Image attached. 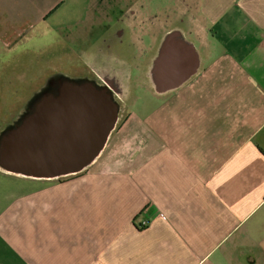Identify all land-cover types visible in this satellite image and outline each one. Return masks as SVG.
<instances>
[{
    "label": "crops",
    "instance_id": "0c3cea01",
    "mask_svg": "<svg viewBox=\"0 0 264 264\" xmlns=\"http://www.w3.org/2000/svg\"><path fill=\"white\" fill-rule=\"evenodd\" d=\"M158 2H147L152 65L142 113L137 102L127 107L75 175L0 168V187L10 181L0 199V264H264V0ZM83 3L0 0V101L8 85L16 90L2 70L21 64L19 55L46 63L12 99L30 101L47 85L50 54L55 43L68 51L72 12ZM57 34L64 41L46 38ZM172 41L189 50L177 63L189 68L161 87ZM11 122L0 121V138ZM39 180L50 184L34 187Z\"/></svg>",
    "mask_w": 264,
    "mask_h": 264
},
{
    "label": "water",
    "instance_id": "95a60500",
    "mask_svg": "<svg viewBox=\"0 0 264 264\" xmlns=\"http://www.w3.org/2000/svg\"><path fill=\"white\" fill-rule=\"evenodd\" d=\"M31 108L2 132L0 168L41 179L75 175L89 166L105 147L119 109L106 89L69 81L57 92H43Z\"/></svg>",
    "mask_w": 264,
    "mask_h": 264
},
{
    "label": "flooded vegetation",
    "instance_id": "af4514ba",
    "mask_svg": "<svg viewBox=\"0 0 264 264\" xmlns=\"http://www.w3.org/2000/svg\"><path fill=\"white\" fill-rule=\"evenodd\" d=\"M147 2L148 0H88V6L85 7L87 28L84 32L83 50L81 53L71 50L82 61V69L77 75L69 74L67 78L75 84L89 82L94 87L106 89L118 107L120 105L117 99L124 109L138 103L141 100L139 91L148 90L152 65L153 33L147 26ZM180 47L175 46L172 41L160 60L161 87L172 85L177 80V72H180L176 71L181 67L177 63L185 64L191 57L189 50L180 52ZM181 68L189 67L182 65ZM62 83L63 80L49 83V90L57 92ZM132 94H135L134 100H126Z\"/></svg>",
    "mask_w": 264,
    "mask_h": 264
},
{
    "label": "rangeland",
    "instance_id": "374dc122",
    "mask_svg": "<svg viewBox=\"0 0 264 264\" xmlns=\"http://www.w3.org/2000/svg\"><path fill=\"white\" fill-rule=\"evenodd\" d=\"M159 2L161 0H158ZM163 1V0H162ZM160 3H163V2ZM88 2V0H87ZM158 2V3H159ZM88 6V3H83L81 5H79L77 8H75L72 12V22L71 25L69 26L70 29V37L68 38V40L66 41V44H68V51L67 49L62 50L61 49V44L55 43L54 47H55V52L54 54H50L51 59H50V65L51 68L54 70L52 72H50L49 74L50 77L49 78V82L47 83V85L45 86H41L38 90V93L34 94L31 98L30 101H15L12 98H19L20 95L25 94L26 91L29 92L30 87L28 83H30L31 80H40V76L42 74L41 72V68H44V63H46L45 60H43L41 62V64L36 67L38 64L35 65H29L28 63H24L27 62L28 60L31 59L29 54H25L23 56L20 57L19 55V59L17 58L16 61H20L23 60V62L19 65H17L16 67H14V69L8 68L7 70H2V74H5L7 77L9 78H13L14 80H16V84L17 86H14V89H16L14 91V93H17V96L14 95L12 89V86L8 85L7 86V91H6V96L4 97V100L2 99L0 101V115L3 116V118H0V121H8L11 120L12 122L7 124L5 126V128H3V130L8 129L11 126L16 125L20 120L19 119H15L13 118L10 114L12 115H16L18 113H20L22 110H30L32 109L31 107H33V102H35V99L40 98L42 96V93H46L49 90V83L53 82V81H69V82H74L72 80H69L67 77L70 75H77V73H79L82 69V61L80 60V58L76 57V55H74L71 50H76V52L81 53L83 50V38H84V32L87 28V21H86V17H87V13L85 11V7ZM90 11V9H89ZM88 11V13H89ZM89 16V15H88ZM103 18V16H102ZM115 28V27H113ZM96 31H98V29L96 28ZM48 40L52 41V44L55 41H64L61 39V35L57 34V36H49L46 37ZM57 48V50H56ZM53 49V47H52ZM54 50V49H53ZM44 51V50H43ZM41 60L45 57L44 54H40ZM53 56V57H52ZM29 58V59H28ZM36 67V70L34 69ZM39 69V71H37ZM76 71V73H75ZM22 73H23V77H22ZM48 74V73H46ZM34 77V78H33ZM18 78V79H15ZM78 84V83H76ZM49 92H51V89L49 90ZM135 98V94L129 95V97L126 99L128 101H133ZM150 95L147 94H143L141 96V100L138 102V104L136 103V112L138 114H141L143 111V107L148 104ZM12 99V100H11ZM32 99V100H31ZM120 100L117 99V102L119 103L120 107H118V119H117V123L122 122V120H124L125 117H127V109L123 108V105L121 102H119ZM156 102V101H155ZM153 102V103H155ZM4 114H8L6 116H4ZM3 124V123H2ZM10 183V181L8 179H6L5 181L1 182V187H0V199L4 190H6V186H8V184ZM39 184H42L44 187H46V184H50V182H41V180L39 181H34L33 186H39ZM54 184H60L58 185L60 188L61 186H67L66 182L63 183H54Z\"/></svg>",
    "mask_w": 264,
    "mask_h": 264
},
{
    "label": "built area",
    "instance_id": "2783aa9c",
    "mask_svg": "<svg viewBox=\"0 0 264 264\" xmlns=\"http://www.w3.org/2000/svg\"><path fill=\"white\" fill-rule=\"evenodd\" d=\"M148 224H149L148 220L144 219L138 224L137 228H143L147 226Z\"/></svg>",
    "mask_w": 264,
    "mask_h": 264
}]
</instances>
